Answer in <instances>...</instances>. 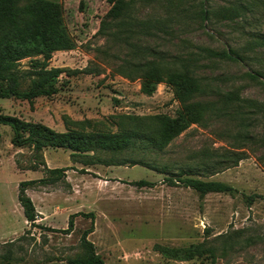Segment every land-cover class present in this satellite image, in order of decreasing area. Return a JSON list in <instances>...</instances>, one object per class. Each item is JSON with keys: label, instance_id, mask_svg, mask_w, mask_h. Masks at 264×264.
<instances>
[{"label": "rangeland", "instance_id": "obj_1", "mask_svg": "<svg viewBox=\"0 0 264 264\" xmlns=\"http://www.w3.org/2000/svg\"><path fill=\"white\" fill-rule=\"evenodd\" d=\"M43 1L32 5V0H17L16 4L24 7L32 20L42 13L48 22L47 32L58 33L71 48L23 59L19 69L39 70L38 63L49 55L48 70L63 71L58 93L32 102L15 97L0 99V115L42 125L59 134L70 131L85 137L99 132L151 131L145 125L152 117L186 124L189 112L175 99L169 84H156L153 93L146 94L142 79H125L115 70L121 59L139 53L137 47L145 40L141 38L131 48L102 34L101 24L109 20L106 17L111 9L108 0ZM201 1L167 0L164 6L156 1L135 3L131 14L134 21L151 29L159 23L167 25V32H159L146 44L171 56L194 54L200 48L220 50L224 43L235 47L246 57L245 66L217 63L215 68L201 60L206 66H199L200 74L223 76L228 80L223 84L225 89L241 88L244 97L264 104V87L242 78L249 69L264 71V41L252 37H264V0H209L220 17L214 18L212 25L205 24V31L198 16ZM116 22H111L110 34L117 31ZM4 25L6 19L0 28ZM243 25L244 30L237 27ZM31 86L27 80L22 89ZM67 121L72 123L66 125ZM85 121L88 124H74ZM206 123L207 128L191 124L168 141L163 151L138 145L114 155L168 165L177 173L179 168L199 163L204 150L233 149L231 139L219 138V133L228 129L224 122ZM258 133L264 135L263 126ZM13 136L10 126L0 125V264H70L85 257L81 237L92 220L78 216L74 230L63 232L77 213H94V228L88 239L104 264H264L261 146L255 147L256 152L247 150L248 158L235 167L212 176H194L228 184L238 190L234 195H200L180 183L169 184L167 175L145 167L97 163L98 159L109 160L110 152L46 148L41 154L46 165L67 171L65 177L54 176L52 182L27 190L39 215L37 226H32L18 199L19 185L48 175L42 167L33 170V161L38 162L33 149L15 147ZM140 180L153 186L133 184ZM249 196L259 198L249 204Z\"/></svg>", "mask_w": 264, "mask_h": 264}, {"label": "trees", "instance_id": "obj_2", "mask_svg": "<svg viewBox=\"0 0 264 264\" xmlns=\"http://www.w3.org/2000/svg\"><path fill=\"white\" fill-rule=\"evenodd\" d=\"M17 0H0V22L7 20V25L0 28V99L15 97L20 100L32 102L38 97H53L58 93V79L63 73L61 69L48 70L47 61L49 55L39 64V70L21 71L19 62L23 59L51 53L53 51L71 48L66 39L58 33H48V22L44 21L43 14H38L37 19L32 20L24 12V7L16 4ZM111 9L107 19L101 24V32L120 45L135 47L142 38L145 43L140 44L137 49L141 51L129 58L124 57L121 63L115 67L117 73L125 79H142L143 92L152 94L154 87L159 83L169 84L175 94V99L187 110L184 124L182 121H171L162 117L149 118V127L145 131L131 130L121 134L94 133L89 137L79 134H59L42 125H31L22 122L18 118L0 115V125L10 126L14 136L12 144L18 148L31 147L33 149V170L41 167L48 175L38 180L23 181L19 185L18 199L23 208L24 216L28 223L37 226L39 215L32 199L27 195L30 187L48 184L54 176L65 177L67 169L49 168L41 159V154L46 148H64L74 152L106 151L112 154L107 161L98 159L97 163L107 166H141L160 174H165V181L171 185L182 184L200 195L210 193H226L234 195L238 190L219 181H206L194 177L199 175L212 176L226 169L237 166L242 160L248 158L247 150L256 152V146L264 149V135L258 133L260 126L264 127V104L244 97L242 89L235 87L225 89L224 82L228 80L223 76H204L200 74L199 66L201 60L208 61L211 66L217 68V63H226L245 66L247 59L232 45L225 44L222 49L200 48L198 52L189 55H169L154 47H148L146 41L155 39L159 32H167V25L159 23L155 29H151L138 20L134 21L131 14L135 3L147 4L156 1L161 6L167 0H108ZM43 0H32V5L43 4ZM243 8L245 3L241 2ZM199 18L202 22V30H206L205 24L213 23L214 18H219L218 11L212 8L209 0L200 3ZM117 21V31L110 34L111 22ZM244 30L245 26H237ZM154 30V32H152ZM38 33V34H36ZM244 33V32H243ZM252 36V35H251ZM37 37L40 40H37ZM213 37V35H212ZM257 40L264 37L252 36ZM38 42L36 45H30ZM242 78L252 85L264 87V71L254 69L247 70ZM31 80V87L22 89V84ZM148 85V86H146ZM207 98V100H197ZM222 121L228 129L219 133V138L233 142V149L220 147L212 151L204 150L199 155L200 161L194 166L179 168L177 173L171 172V167L161 165L157 162H147L142 159L119 158L114 153L132 151L138 145L149 150L163 151L168 141L177 137L191 124L207 128L206 121ZM66 123V122H65ZM72 122L67 121L66 125ZM88 124L87 121L74 124ZM264 164V154L261 157ZM52 182V181H51ZM140 187H151L153 183L140 180L133 183ZM258 196L247 197L249 204L255 202ZM83 216L92 220V225L84 231L81 237V245L86 252L85 257L75 259L70 264H104V261L96 252L95 245L88 239L94 228V213L73 214L68 223V229L64 230L70 234L75 227V219ZM53 230V229H51ZM55 231V230H53Z\"/></svg>", "mask_w": 264, "mask_h": 264}]
</instances>
